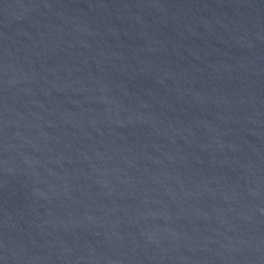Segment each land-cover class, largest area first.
Wrapping results in <instances>:
<instances>
[{
	"label": "water",
	"instance_id": "1",
	"mask_svg": "<svg viewBox=\"0 0 264 264\" xmlns=\"http://www.w3.org/2000/svg\"><path fill=\"white\" fill-rule=\"evenodd\" d=\"M0 264H264V0H0Z\"/></svg>",
	"mask_w": 264,
	"mask_h": 264
}]
</instances>
